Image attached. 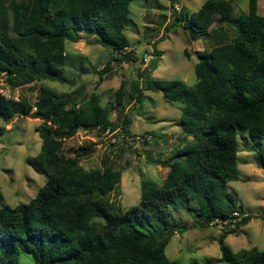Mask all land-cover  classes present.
I'll use <instances>...</instances> for the list:
<instances>
[{
  "label": "trees",
  "instance_id": "16d2710c",
  "mask_svg": "<svg viewBox=\"0 0 264 264\" xmlns=\"http://www.w3.org/2000/svg\"><path fill=\"white\" fill-rule=\"evenodd\" d=\"M133 1L0 0V77L13 88L46 80L72 85L65 76L66 44L79 42L85 33L93 34L105 49L102 78L113 62L135 53L128 51L125 34ZM185 17L192 39L208 34L223 41L200 54L192 87L181 80L148 78L145 87L134 81L128 94L129 83L123 81L117 91L94 92L82 104L44 86L33 103L0 94L3 122L15 117L40 121L36 132L43 141L41 152L26 162L47 177L27 204L0 208V264H18L21 254L31 256L35 264H179L165 252L173 236L191 232V243L204 241L217 231L212 222L225 221L238 210L228 184L239 180L238 137L244 131L250 132L258 165L264 168V17L258 14V0H248L242 16L234 15L232 0H207ZM185 17L175 12L168 30L182 25ZM217 17L234 28L233 37L219 29L207 32ZM144 90L184 105L181 129L190 140L173 159L149 156L168 169L163 186L157 188L141 173L140 203L123 210L111 193L126 168L115 170L105 161L85 169L81 160L96 152L94 146L76 149L74 157L62 150L80 130L112 132L111 110L117 111L122 135L131 136L126 101L141 105ZM5 131L0 126V137ZM251 220L248 216L233 228L232 223L225 226L219 239L221 261L264 264V251L234 253L224 244L227 235L238 233Z\"/></svg>",
  "mask_w": 264,
  "mask_h": 264
},
{
  "label": "rangeland",
  "instance_id": "374dc122",
  "mask_svg": "<svg viewBox=\"0 0 264 264\" xmlns=\"http://www.w3.org/2000/svg\"><path fill=\"white\" fill-rule=\"evenodd\" d=\"M207 0H134L130 4L131 24L125 30L130 43L128 51L134 55L123 62H113L108 73L99 75L104 68L102 59L105 49L97 44L93 34L82 33L77 43L67 41L65 76L73 84L46 80L13 88L0 77V90L7 98H24L35 102L41 87L57 92L61 98L83 103L94 92L117 91L123 81H127V92L131 84L139 80L145 87L147 79L171 81L181 80L188 86L197 83L195 66L200 54L209 52L223 43L218 35L204 34L192 39L186 14L197 12ZM235 16L247 12L248 0H232ZM175 5L181 11L175 10ZM175 12L182 25L168 30L175 19ZM258 14L264 17V0H258ZM219 29L228 37L235 35L234 28L221 24L219 17L207 30ZM127 51V52H128ZM159 52V57H155ZM154 59H158L155 69L147 70ZM125 112L131 119V136L118 137L122 131L117 111L111 110L113 131L103 136L100 131L78 134L65 142L62 153L74 157V151L83 146H94L96 152L81 160L85 169L102 166L107 161L115 170L122 167V182L111 193V199L118 207L127 210L137 206L141 200L142 176L153 182L157 188L163 186L168 169L162 168L153 159H173L177 149L190 138L181 129V113L184 105L168 101L163 93L144 90L141 105L126 101ZM40 121L30 117H15L8 124L0 119V126L6 128L0 137V192L3 205L16 207L27 204L46 184L47 177L36 172L27 164L28 157H36L42 149V139L36 127ZM151 134V135H150ZM257 147L249 131L238 137L239 180L228 184V191L234 196L238 210L248 214L252 220L236 234L227 235L224 244L234 253L257 248L264 251V168L258 165ZM234 227V226H233ZM217 231L204 241L191 243V232L176 234L166 248L167 257L179 264H229L221 261L222 247L219 239L225 228L213 227ZM18 264H35L33 258L21 254Z\"/></svg>",
  "mask_w": 264,
  "mask_h": 264
},
{
  "label": "built area",
  "instance_id": "2783aa9c",
  "mask_svg": "<svg viewBox=\"0 0 264 264\" xmlns=\"http://www.w3.org/2000/svg\"><path fill=\"white\" fill-rule=\"evenodd\" d=\"M175 10H177L178 12L181 11L180 8H178V6L175 5ZM0 94L4 95L1 90H0ZM111 131L107 130L106 132L102 133L103 136H108L110 135ZM117 136L119 134L118 137H123L124 135H122L121 131H118ZM249 215L246 213L241 212L240 210H237L235 212L232 213L231 218L227 219V220H222V219H217L215 222H212L210 224L211 227H222L225 228V226H227L228 224H233L232 228L234 226L235 223L237 222H241L243 219L247 218Z\"/></svg>",
  "mask_w": 264,
  "mask_h": 264
},
{
  "label": "water",
  "instance_id": "95a60500",
  "mask_svg": "<svg viewBox=\"0 0 264 264\" xmlns=\"http://www.w3.org/2000/svg\"><path fill=\"white\" fill-rule=\"evenodd\" d=\"M157 62H158V59H154V60L151 62V65H150L151 69H155V68H156V66H157Z\"/></svg>",
  "mask_w": 264,
  "mask_h": 264
}]
</instances>
